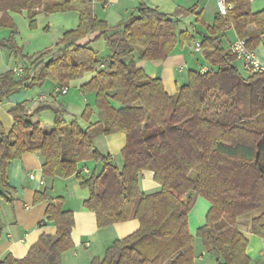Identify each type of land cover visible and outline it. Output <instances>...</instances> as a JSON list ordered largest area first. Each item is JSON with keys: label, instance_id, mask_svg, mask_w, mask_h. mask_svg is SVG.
Returning <instances> with one entry per match:
<instances>
[{"label": "trees", "instance_id": "trees-1", "mask_svg": "<svg viewBox=\"0 0 264 264\" xmlns=\"http://www.w3.org/2000/svg\"><path fill=\"white\" fill-rule=\"evenodd\" d=\"M202 1L168 15L142 0L134 14L110 27L96 17L94 0H0V29L16 30L11 14L26 12L32 30L40 14L79 15L78 27L63 35L57 51L28 59L33 62L23 77L14 71L0 75V105L21 90L47 82L64 89L92 74L80 90L95 95L94 108L87 106L82 115L88 126L57 111L47 130L32 121L34 113L25 104L17 105L9 134L0 122V200L11 202V163L35 154L43 160L45 178L76 176L89 189L85 207L95 214L99 229L140 223L135 234L114 241L90 264H195L189 215L199 197L211 208L197 238L216 264H251L241 219L249 220L251 234L264 239V74L246 72L223 44L230 29L248 40L252 51L264 44V11L254 13L249 0H228L233 10L225 17L218 13L209 26L197 13ZM188 16L205 28L201 57L211 71L189 72L188 82L170 96L162 80L150 78L137 62L164 61L176 48H193L194 35L177 30L178 18ZM91 35L97 36L81 44ZM100 40L106 44L105 56L91 48ZM5 48L16 58L22 54L14 37L0 41V49ZM212 97L215 107L209 110ZM95 111L99 120L92 122ZM118 133L127 137L122 168L95 144L99 137ZM89 162L95 168L85 177L82 170ZM145 171L154 174L158 192L141 189ZM42 196L48 200L46 220L57 226V234L42 236L26 258L8 256L0 264H62L63 255L74 248V215L63 211V200L47 192ZM40 199L37 195L35 202ZM2 234L0 227V242Z\"/></svg>", "mask_w": 264, "mask_h": 264}, {"label": "crops", "instance_id": "crops-1", "mask_svg": "<svg viewBox=\"0 0 264 264\" xmlns=\"http://www.w3.org/2000/svg\"><path fill=\"white\" fill-rule=\"evenodd\" d=\"M144 1L150 8L168 15H173L177 9L189 10L198 2V0ZM249 1L251 10L254 13L264 11V0ZM141 2L142 0H94V12L99 20L105 21L110 27H115L134 14ZM197 13H201L204 24L212 25L219 13L217 0H203ZM57 17L63 18L64 22L67 20V24L60 30L59 37L61 39L66 32L75 30L79 25V15L75 12L49 16L40 14L36 18V23L40 25V22H42L43 25L47 24L53 28L56 26L54 18ZM11 18L17 24L16 16L11 14ZM178 19H181V22L177 25V30L191 32L195 37V45L201 43L202 34L206 31L204 26L196 23V17L188 16ZM26 25L27 23L24 26ZM254 30V27L249 29L250 32H254ZM2 34H5V32L0 29V35ZM96 36L91 35L85 38L81 41V44L88 43ZM3 37H14L15 43L20 46L17 42L19 39L17 30L8 31V35ZM237 39L235 31L230 29L223 39V44L226 48H229L231 43ZM21 41L23 43V38ZM58 41L56 40L53 45L57 46ZM56 46L52 47L54 52L57 51ZM91 48L100 56H105L107 53L104 40L93 44ZM1 53L2 50L0 49V71L3 68L6 70L0 72V75L15 69L25 72L31 68L33 61L29 60H25L23 65L18 64V66L11 68V64L6 63ZM255 53L258 60L264 64V44L259 45ZM50 59L51 55L44 57L42 60L47 62ZM204 65L208 64L202 59L201 51H195V46L193 48H176L164 61L137 62V68L143 69L150 78L162 80L165 91L170 96H174L178 88L188 82L189 72L199 71ZM93 77L92 74H87L83 79L72 82L64 88L67 90L66 94L59 91L60 87L58 85L47 82L42 87L31 90L24 89L12 95L7 102L0 105V122L5 132L9 134L13 129L14 119L11 111L20 104H25L34 113L32 118L34 123L42 124L47 130L53 127L55 112L57 111H64L68 121L76 119L83 128H86L88 124L82 120V115L87 106L94 108L95 95L84 96L80 90ZM98 120L99 115L95 111L91 121L97 122ZM95 144L103 155L110 156L111 160L119 168H122L121 152L127 144L125 134L118 133L99 137L95 140ZM42 164L43 160L39 155L25 154L9 166L8 176L12 189L9 196L11 202L0 200V227L3 233L0 242V261L8 256L16 260H22L27 257L31 248L37 244L42 236H55L57 234V226L46 220L48 200L43 199L42 194L44 192H47L48 197L53 200H63V211L72 213L75 218V227L72 232L74 248L63 255L62 264H90L94 258H102L114 241L125 239L140 229V223L137 220L99 229L95 214L85 207V203L90 199L89 189L81 187L76 176L68 179L45 178ZM85 168L88 169V173H84L87 177L95 168V164L89 162L85 165ZM141 189L146 193H154L160 190V186L155 182L152 172H143ZM37 195H40L42 199L36 203ZM210 208L211 204L204 198L199 197L189 215V232L195 238V264H216L215 259L206 252L201 240L197 238V231L206 224V216ZM240 223L242 224V232L249 242L246 253L251 260V264H264V239L249 232L248 219H241Z\"/></svg>", "mask_w": 264, "mask_h": 264}, {"label": "rangeland", "instance_id": "rangeland-1", "mask_svg": "<svg viewBox=\"0 0 264 264\" xmlns=\"http://www.w3.org/2000/svg\"><path fill=\"white\" fill-rule=\"evenodd\" d=\"M13 15H15L17 18V24L16 23L14 24L16 26V30L19 32V37H18L19 39L17 42L20 45L18 47L22 51V54L20 57L16 58V56L12 53V51L7 48L2 49V53H1L2 57H4L6 60V63L11 64L10 65L11 68H13V66H18V64L23 65L25 63V60L34 57L37 58L43 52L47 50H52L56 46L53 45L56 43V40L59 41L61 40V38L59 37L61 34L60 33L61 28L65 26V24H67V20L66 22H64L63 18L57 17L54 18L56 25L55 27L52 28V26H49L47 24L43 25V23L40 22V25H37L39 23H36V28L32 30L30 28V22L28 19V15L26 13L13 14ZM25 23H27L26 26H24ZM2 30H4L5 34L0 35V41H7L10 37L5 38L3 36L8 35V31L10 30L8 29H2ZM22 38H23V43L21 41ZM22 56L23 58H21ZM4 70L6 69L3 68L2 71L0 72H3ZM215 101H216V97H212L210 99L209 108H208L209 110L215 107Z\"/></svg>", "mask_w": 264, "mask_h": 264}, {"label": "built area", "instance_id": "built-area-1", "mask_svg": "<svg viewBox=\"0 0 264 264\" xmlns=\"http://www.w3.org/2000/svg\"><path fill=\"white\" fill-rule=\"evenodd\" d=\"M219 14L222 16H227L230 11L233 10V5L228 4V0H217ZM195 51H201V43L195 45ZM229 53L237 61L240 62L243 69L251 75H260L264 74V64H262L257 56L255 51H252L248 48V40L237 39L231 43L229 47ZM202 74H207L211 71L209 65H204L199 70ZM14 72L18 77H23L24 72L21 70L15 69ZM62 94H66L67 90H60ZM84 173H88V169L84 168L82 170Z\"/></svg>", "mask_w": 264, "mask_h": 264}, {"label": "water", "instance_id": "water-1", "mask_svg": "<svg viewBox=\"0 0 264 264\" xmlns=\"http://www.w3.org/2000/svg\"><path fill=\"white\" fill-rule=\"evenodd\" d=\"M167 19H168V21H171V22H176V21H177V19H175V18H171V17H168ZM192 195H193L192 192H190V193L188 194V198H191Z\"/></svg>", "mask_w": 264, "mask_h": 264}]
</instances>
